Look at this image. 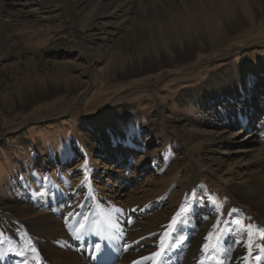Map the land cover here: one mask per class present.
Here are the masks:
<instances>
[{
	"label": "rangeland",
	"instance_id": "rangeland-1",
	"mask_svg": "<svg viewBox=\"0 0 264 264\" xmlns=\"http://www.w3.org/2000/svg\"><path fill=\"white\" fill-rule=\"evenodd\" d=\"M194 1L167 2L173 6L167 18L159 13L146 18L139 12L128 28H110L96 40L83 32L89 20L82 22L87 8L78 0L48 1L31 17L17 8L0 15L12 27L0 30V215L17 218L20 203L58 198L60 206L79 203L91 189L104 199L128 202L135 195L142 199L143 188H148L154 190L151 199L139 201L133 211L173 220L187 219L190 213L176 214L182 206L191 207L202 230L213 226L207 243L214 260L210 264H221L222 251L215 246L229 215L256 232L249 260L264 251V222L254 221L255 214L231 196L214 171L226 157L222 169L241 163L231 152L249 131L264 134V0H253L256 11L248 14L259 20L239 26L226 25L228 7L216 13L224 16L221 22H211L203 11L198 12L206 19L195 18ZM242 16L248 22L245 12ZM162 21L170 24L165 31L159 27ZM200 34L206 36L201 46L196 44ZM189 45L194 53L185 55ZM147 56H157L146 64L149 68L125 70L129 61L137 64ZM160 66L167 70L158 71ZM170 114L180 120L168 118ZM251 116L256 129L247 123ZM188 120L213 136L204 133L192 142ZM215 123L227 125L226 134L216 133ZM119 157L124 162L118 165ZM94 168L97 172L88 181L81 179L86 169ZM37 176L40 188L30 183ZM209 195L218 221L205 208ZM233 208L238 211L232 213ZM178 237L181 246L176 248L187 250L190 236Z\"/></svg>",
	"mask_w": 264,
	"mask_h": 264
},
{
	"label": "bare ground",
	"instance_id": "bare-ground-1",
	"mask_svg": "<svg viewBox=\"0 0 264 264\" xmlns=\"http://www.w3.org/2000/svg\"><path fill=\"white\" fill-rule=\"evenodd\" d=\"M48 1L50 4L51 0H0V15L17 8V11L30 16L34 11L47 7L45 5ZM166 1L153 0L149 1L150 3L141 4L137 0H95L93 7L87 8L90 5L89 0H78L79 6H82L83 9L87 8V10H82V13L86 12V14H81L82 22L86 19L89 20V24L83 27V32L93 40L102 38V35L110 28H128L132 23H135L137 17L134 15L138 16L139 12L146 18H151L154 13H159L161 17L167 18L166 12L172 11L170 9L173 8L167 2H173L171 0ZM256 1L257 3L263 2V0ZM194 2L192 9L194 12L196 11V14L193 16L196 18L199 15L198 17L206 19L205 15L201 16L198 11L207 12L213 23L223 21L224 16L219 17L216 13L227 7L231 9L229 12L231 15L225 16L227 26H239L259 20L258 16H248L249 13L256 11L253 0H198ZM107 5L113 6L112 10H105ZM52 10L57 9L52 8ZM244 12L245 16L248 17V22H245L244 16H242ZM163 21L159 26L161 31L170 27V24L163 23ZM2 27L12 28L11 20H4L0 16V30ZM219 35L220 32L216 34V36ZM205 37L202 34L197 35L196 39H199V42L196 44L199 46L204 44L206 42ZM193 46H185V55L194 53ZM156 57L151 56L148 59L147 56L137 64H128L131 62L129 61L128 65L123 66L129 73L140 71L142 68H149L146 64L151 59L155 60ZM168 61L172 62V60ZM153 65L149 64V66ZM164 67H158V71L167 70ZM162 71L158 72L157 75L161 76ZM152 76L143 78V81H147ZM35 93L38 95L42 91ZM167 117L180 120L176 115L173 117L170 114ZM249 118L246 119L247 123L252 124L250 128L256 129L257 122L254 116ZM185 122L189 125H187L188 128L186 127L187 131L190 132L187 136L189 140L194 142L197 138L204 136L205 132L200 130L194 121ZM215 124L214 131L216 133L224 132L226 134L227 125ZM163 130L164 128L161 130L162 133ZM212 132L208 131L205 134L207 137H212ZM236 134L237 131L231 133L228 136L229 140H232ZM255 134L249 131L247 133L248 138L243 142L240 141L238 149L231 152L236 153V161H241V163L236 165L228 163L229 165L222 169L228 161L226 157L214 168V171L219 173V179L226 184L229 189L227 191L230 192L231 196L235 200L243 202L248 211L255 214L254 221L261 220L264 222V134ZM158 138L159 136L156 137V141ZM222 139L224 142L227 139L226 135ZM228 149L230 148H227L226 151ZM24 152L28 154L26 150ZM122 158L119 157L118 165L124 162V160L121 161ZM95 169H86L81 175V179L84 177L88 181V178L97 172ZM154 170L158 172L157 167ZM30 183L34 187L40 188L42 178H38V176L32 178ZM51 189L54 190V188ZM89 191L91 193L84 196L79 203L70 202L60 206L59 198L53 202L28 203L26 205L20 203V206H16L19 209L17 218H12V220L8 216L0 215V264H153V260L156 258L151 257L150 254L158 250V245L161 247L168 246L170 240L172 241L171 246L167 248L166 254L158 261V264H181L180 261L184 257L185 260L182 264H210V261L214 263L212 257L209 256L211 250L207 251L203 248V245L209 242V231L213 226L202 230L193 209L187 219L177 217L178 223L173 225V220L169 216H152L150 213H145L146 215L142 216L139 211H133L137 210L136 204L139 201L145 202L151 199L149 195L151 191H154L152 189L143 188L142 195L144 194V196L142 199H137L138 196L135 195L133 196L135 199H130L128 202H124L126 198L113 202L100 197L101 195L94 193L92 189ZM14 198L8 202L15 201L16 198ZM204 204L205 208L212 212V215L213 213L216 214L217 206L210 195ZM235 211L238 209L233 208L232 213ZM216 218H218L217 214ZM256 227L259 228L260 225L256 223ZM166 230L172 235L165 236ZM178 233L190 236L188 239L190 247L187 250L176 248L181 246ZM254 235L256 232L253 228L242 225L235 218V214L229 215L228 225L215 246L222 251L223 256L220 254L222 256L221 264H264V251L257 254L254 262L249 260L253 251H251L249 243ZM161 238H163L162 242ZM98 244L100 245L99 249L96 247ZM143 257H148V259H143Z\"/></svg>",
	"mask_w": 264,
	"mask_h": 264
},
{
	"label": "snow or ice",
	"instance_id": "snow-or-ice-1",
	"mask_svg": "<svg viewBox=\"0 0 264 264\" xmlns=\"http://www.w3.org/2000/svg\"><path fill=\"white\" fill-rule=\"evenodd\" d=\"M191 211H192V208H191V207H187V208H186V207H183V206H182V207L180 208L179 212L177 213V216H180L181 213H183V214L186 216V215H188ZM181 219H183L182 216H181ZM176 223H178V221L174 218L173 221H172V224L174 225V224H176ZM82 227H83V225H82ZM164 235H165V236H171L172 233H169V232L166 230L165 233H164ZM209 236H211V233L209 234ZM162 239H163V238H161V242H162ZM171 243H172V241L170 240L168 246L161 247V246L158 245V250L150 254L151 257L156 258V259L153 260V264H158V261H159L160 259L163 258V255H164V254H166V252H167V248L171 246ZM96 247H97V249H99V248H100V245L98 244V245H96ZM208 247H209V245H208L207 243H205V244L203 245V248H204V249H208ZM143 259H148V257H143Z\"/></svg>",
	"mask_w": 264,
	"mask_h": 264
}]
</instances>
